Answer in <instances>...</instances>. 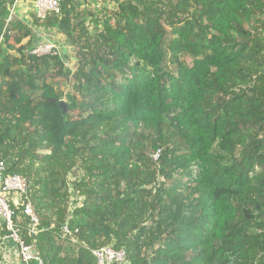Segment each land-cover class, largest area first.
<instances>
[{"label":"trees","instance_id":"obj_1","mask_svg":"<svg viewBox=\"0 0 264 264\" xmlns=\"http://www.w3.org/2000/svg\"><path fill=\"white\" fill-rule=\"evenodd\" d=\"M111 1L27 26L0 0V161L29 181L26 244L42 264L110 245L128 264H264V0ZM34 28L74 70L28 53Z\"/></svg>","mask_w":264,"mask_h":264},{"label":"built area","instance_id":"obj_2","mask_svg":"<svg viewBox=\"0 0 264 264\" xmlns=\"http://www.w3.org/2000/svg\"><path fill=\"white\" fill-rule=\"evenodd\" d=\"M61 2L32 0L35 19L42 22L48 15H59ZM28 53L35 57H60L59 49L47 41L34 45ZM153 159H157V153ZM60 230L62 237L70 240V228L65 224ZM40 232V218L29 197V181L23 176L6 175L5 165L0 161V264H42L34 242H25V238L34 239ZM90 253L95 264H128L125 250L111 245Z\"/></svg>","mask_w":264,"mask_h":264},{"label":"rangeland","instance_id":"obj_3","mask_svg":"<svg viewBox=\"0 0 264 264\" xmlns=\"http://www.w3.org/2000/svg\"><path fill=\"white\" fill-rule=\"evenodd\" d=\"M81 6L80 10L84 12H91L96 16L97 19L103 20L104 17L109 15V11L113 8V3L111 0H77ZM23 6L18 7L14 6L12 11L13 15L17 17L24 16L27 19H31V3L27 2L26 0L22 1ZM28 16V17H26ZM90 18L88 17V23H90ZM24 19V18H23ZM38 30V29H37ZM49 42L56 46L60 52V58L64 63V67L67 70H74L75 69V55L73 49H71L70 45L66 42L63 35L56 33L53 30L46 29V30H38L36 34H34V38L32 41V46L40 43V42ZM58 90L61 92L68 93L71 91L70 85L68 83L63 84L57 87ZM63 102H66L64 99Z\"/></svg>","mask_w":264,"mask_h":264},{"label":"crops","instance_id":"obj_4","mask_svg":"<svg viewBox=\"0 0 264 264\" xmlns=\"http://www.w3.org/2000/svg\"><path fill=\"white\" fill-rule=\"evenodd\" d=\"M22 1L23 0H18L17 1V3H16V6H18V7H22L23 6V4H22ZM27 2H30L31 3V10H30V12L29 13H31V19H27V18H25L24 16H21V17H17L19 20H21L25 25H27V26H32L31 25V23H32V19H33V17H34V14H33V10H32V0H26ZM15 6V5H14ZM26 17H28V16H26ZM24 18V19H23ZM35 18V17H34ZM38 28H34L33 29V34H36L37 33V31L39 30H37ZM41 30V29H40ZM33 47V46H32Z\"/></svg>","mask_w":264,"mask_h":264},{"label":"water","instance_id":"obj_5","mask_svg":"<svg viewBox=\"0 0 264 264\" xmlns=\"http://www.w3.org/2000/svg\"><path fill=\"white\" fill-rule=\"evenodd\" d=\"M59 107L61 108V111H62V113L64 114V113H65V106H64V103H63V102H60V103H59Z\"/></svg>","mask_w":264,"mask_h":264},{"label":"bare ground","instance_id":"obj_6","mask_svg":"<svg viewBox=\"0 0 264 264\" xmlns=\"http://www.w3.org/2000/svg\"><path fill=\"white\" fill-rule=\"evenodd\" d=\"M155 155H156V154H155ZM153 157H154V155L152 156V158H153ZM153 160H154V159H153ZM156 160H157V159H156ZM156 160H155V161H156Z\"/></svg>","mask_w":264,"mask_h":264}]
</instances>
